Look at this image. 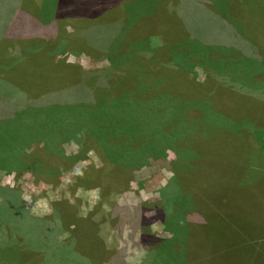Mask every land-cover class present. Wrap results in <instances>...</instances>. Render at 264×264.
<instances>
[{"label": "rangeland", "instance_id": "374dc122", "mask_svg": "<svg viewBox=\"0 0 264 264\" xmlns=\"http://www.w3.org/2000/svg\"><path fill=\"white\" fill-rule=\"evenodd\" d=\"M17 1L26 4L23 10L25 27L29 31V43L43 44V41L47 42L51 39L49 33L45 32L47 28L44 26L49 23L53 13H55L54 18H56V14L59 16L56 21L58 26L68 17L65 11L61 14L59 5L67 0ZM73 1L75 2L72 5L73 9L76 12L85 10L94 14L89 16L91 19L98 17V12L104 4L103 0L100 2ZM121 1L106 0L107 6L110 7L106 16H112L117 9H114L113 12L111 9L116 8L121 4ZM127 10L131 14L137 12L141 16H135L136 21L140 20L137 27L130 30L128 25H123L124 30H122L117 24H114V21L109 22L108 17L105 22L100 24L93 25L92 22L85 29L76 30L74 34L79 39V49L63 51V46L55 47L57 51H60L56 54L57 58H64L66 62L79 65L83 69L104 68L110 65L108 55H113L115 46H119L125 35L131 31L136 32L141 39H144L137 50L145 49L148 37L157 41L159 39V42L164 45L162 50L165 57L155 60V63L153 60L150 61L152 64L145 63L147 65L145 70H151L153 66L160 70L161 82L158 88L172 93L170 95L175 101L172 104L179 113L173 120L172 117L176 114L173 115L172 106L169 104L172 115L169 118V125H164L163 113L154 115V118H157L159 130L166 129L171 133L165 134L164 139L170 138L173 134L172 139L178 143L180 148L182 145L184 149L190 150L191 161L189 160V162L191 163L188 162L189 166L195 167L198 162V157L191 154L194 151L199 154L202 160H211L214 165L208 163L205 167V169L208 168V175L211 176L216 175L215 169L219 167L215 163L220 162L221 166L226 165L222 158L223 155L229 153L227 148L230 151L232 149L239 150L237 153L240 152L244 156L245 148L242 147L246 145L249 148V160L264 159V0H136L131 3L130 8L127 7ZM122 13H120L121 16ZM128 15L126 13L127 18L122 23L128 21ZM81 18L84 19L82 16ZM6 24L5 20L0 18V48L3 43L2 29ZM67 29L69 32H73L70 26H67ZM113 35L116 37L115 40ZM117 39L119 43L116 44ZM159 42L155 48L159 46ZM95 45L107 53L105 59L87 54V50L92 51ZM149 50L151 51V48ZM11 51L19 52L18 46H13ZM123 52V57H125L127 52L126 50ZM92 53L94 54V51ZM1 54L2 50L0 49ZM31 56L30 59L29 56L26 59L27 66L19 67L15 72L26 69L29 77V65L33 64L38 66V76H45L48 80L58 73H65L66 65L64 63H62L61 69L56 70L49 65V54L37 52V55L31 54ZM126 57L132 61L133 58L138 59L136 54L126 55ZM134 62L136 61L134 60ZM134 65L136 66V64ZM163 68H166L164 71L168 70L166 74L163 72ZM169 69L172 70L169 71ZM63 78L61 77V80ZM67 78L70 79V77ZM163 78L165 79L163 80ZM69 83L71 82L63 85ZM160 92L162 91H159L157 95L161 98L160 100H163L166 94ZM204 101L213 104L211 112L215 117L203 112ZM191 105H197L203 114L198 116V109L195 108L190 109L189 114L184 115L182 109L185 106L191 107ZM180 114L184 115V119ZM187 116L189 117L187 118ZM240 116H245L244 124L251 126L255 141L251 138L253 142L246 143L248 133L246 127L241 125L242 118H239ZM230 119L238 120L237 122L235 120V124L238 126L236 130L232 131V135L227 137L229 131L226 126L230 124ZM185 123H188L187 127H184ZM248 131L250 130L248 129ZM226 138L228 139L226 140ZM36 144V142H32L29 148ZM61 148L66 154L81 156L76 141H64ZM172 148L176 150L166 149L164 154L147 157L143 164L131 168L129 189L120 194L112 193L110 197L115 203L126 204L125 206L130 207L139 204L142 200L151 199L150 205L145 207L143 213L146 220L143 224L146 225L145 228H148V233L152 238H141V232H134L141 229L137 224L132 230L129 222L121 220L119 222L115 217L113 207L100 201L97 188L77 185L75 177L80 168L88 164H100L99 158L92 150L76 159L70 167L66 165L65 172L59 176L55 184L36 179L30 171L9 173L0 171V184L16 189L28 214L35 218L51 216L53 202L61 199L68 200L72 207L66 208L67 218L79 221L80 226L77 231H81L83 228H88L91 231L90 242L85 246H89L88 251L79 244L78 232L73 234L74 238L78 240L77 247L84 253H90L94 259L93 263L148 264L146 259L149 256V248L157 247L154 238L172 237V233L165 229L162 213L156 211V207L161 206L162 187L174 176L173 166L175 164L173 162L182 160V154L185 153L176 146ZM233 155L236 154L233 153ZM197 168L195 169L199 172ZM180 173L182 172L180 171ZM240 174L242 176H239L237 181L240 184L241 193L233 195L232 202L238 200L240 203L241 199L244 202L238 212L239 217L234 216L233 220L238 222L239 226L243 225L248 232L256 231L253 240H247L249 245H238V241L235 244L233 241L232 245L225 251L223 248L222 252L219 251V247L225 240L215 239L216 241L208 242L202 239L192 240L187 244L185 262L182 261V264H264V172L251 165L247 166ZM175 180H173V186H176ZM221 192H224V188L221 190L217 188L216 191L207 188L197 192L193 198H197L202 207L207 210L217 202V193ZM1 198L2 194L0 193V200ZM230 208L238 210L239 205L234 207V204L231 203ZM222 210L229 214V208H222ZM192 218H195L197 222V218L191 214L190 219ZM8 219L11 221L14 219L12 214H8ZM8 219L0 214L1 221ZM229 221L231 224L232 219L230 218ZM9 223L8 229L7 227L0 228L1 233H6L2 241L0 240V264H15L23 259L26 260L22 262L29 260L32 263L39 256L44 260L45 256H49L47 249L53 247L52 238L45 245H41L40 249H35L40 254L34 255L31 250L28 252L29 255L26 252H18L20 241L17 231L13 223ZM0 227H2L1 223ZM220 229L223 230L222 227ZM69 235V231L59 234L60 241ZM199 237L197 235L196 238ZM227 242L230 243L231 240ZM72 244L74 243L71 242ZM50 256H54V253ZM165 256L166 254L163 252H156L152 256L150 264L167 262L163 261ZM71 261L76 264L88 262L81 257L79 260L74 258Z\"/></svg>", "mask_w": 264, "mask_h": 264}, {"label": "trees", "instance_id": "16d2710c", "mask_svg": "<svg viewBox=\"0 0 264 264\" xmlns=\"http://www.w3.org/2000/svg\"><path fill=\"white\" fill-rule=\"evenodd\" d=\"M96 1L101 0H93V2ZM134 1L136 0H122L121 4L111 9L112 12L117 9L113 15L106 16L110 7L107 6L106 0H103L104 4L96 19L89 18L94 14L85 10L76 12L72 7L75 3L73 0L63 1L59 3L60 11L61 14L65 11L68 17L66 16L65 20L62 19L64 21L58 26L56 21L59 16L56 14L54 18L55 13H53L49 23L44 26L47 28L45 32L49 33L51 39L38 44L28 42L29 31L25 27L23 10L26 4L17 0H0V18L7 23L2 29L3 43L0 48L2 50L0 55V171L7 173L30 171L36 179L55 184L59 176L65 172L66 165L70 167L76 159L92 150L99 158L100 164H88L80 168L75 177L77 185L97 188L100 201L113 207L119 222L120 220L129 222L132 230L137 224L141 229L134 232H141V238H152L148 228H145L146 225L143 224L146 221L143 213L145 207L150 205L151 199L142 200L139 204L130 207L115 203L110 197L112 193L120 194L129 189L131 168L143 164L147 157L164 154L166 149H175L172 147L176 146L185 153L182 154V160L173 162L174 176L162 187L161 206L156 207V211L162 213L165 229L172 233V237L154 238L157 247L149 248V256L146 259L148 264L156 252L166 254L167 257L165 256L163 261L167 262L163 264H182V261L185 262L187 244L195 239H202L205 242L231 240L230 243L223 242L224 246L219 247L221 252L223 248L224 251L228 249L233 241L234 244L238 241V245H249L247 240L252 241L256 231L248 232L243 225L239 226L238 222L233 220L234 216L239 217L238 212L244 200L241 199L240 203L238 200L232 202L233 195L241 193L240 184L237 181L239 176H242L241 171L252 165V160L248 157L249 148L246 145L242 147L245 148L244 156L240 152L237 153L239 150L230 151L227 148L229 153L222 158L226 165L221 166L220 162L215 163L219 167L215 169L216 175L211 176L208 175V168L205 169L208 163L214 165L211 160H202L194 151L191 154L198 157V162L195 167L189 166L190 150L184 149L182 145L180 148L178 143L173 141V134L170 138L164 139L165 134L171 133L166 129L159 130L157 118H154V115L163 113L164 125H169V118L172 116L169 104L172 106L173 115L176 114L172 117L173 120L179 113L172 104L175 102L170 95L172 93L158 88L161 82L160 70L155 66L151 70H145L148 64H152L150 61L153 60L155 63V60L165 57L162 50L164 45L159 42V39L157 41L148 37L145 42L147 50L142 48L137 50L144 39L131 31L125 35L119 46H115L113 55H108L110 65L104 68L83 69L56 56L60 51H57L55 47L63 46V51L74 48L76 51L80 47L79 39L74 35L76 30L85 29L92 22L93 25L100 24L108 17L109 22L114 21V24L122 30H124L123 25H128L130 30L137 27L140 20L136 21L135 16L140 15L137 12L131 14L127 10ZM110 6L113 7V5ZM126 13L129 14L128 21L122 23L127 18ZM67 26H70L73 32H69ZM113 37L115 40L116 37L114 35ZM158 42L161 45L155 48ZM117 43H119L118 39ZM15 45L18 46L19 52L11 51ZM93 47L94 54L90 50H87V54L105 59L107 53H104V50L101 51L99 49L101 47L97 45ZM124 50L127 52L125 57H123ZM37 52L49 54V65L55 70L61 69L64 63L65 75L55 73L56 75L48 80L45 76H38V66L33 64L29 65V77L26 69L15 72L19 67L25 68L28 56L30 59L31 54L37 55ZM131 54H136L138 59L133 58L132 61L126 57ZM165 69L163 68V72L166 74L168 70L164 71ZM67 77L74 80L71 81ZM68 82L71 83L63 85ZM159 91L166 94L163 100H160L161 98L157 95ZM212 107L213 104L205 102L203 112L215 117L211 112ZM195 108L198 109V116L203 114L197 105L185 106L182 110L184 115H187L190 109ZM180 115L184 119V115ZM239 118H242L241 125L246 127L248 133L246 143L255 141L251 126L244 124L245 116ZM235 120L230 119V124L226 126L229 131L227 137H230L232 131L237 129L238 124H235ZM187 126L188 123H185L184 127ZM69 140L76 141L81 156L69 155L62 150L61 144ZM32 142L37 144L29 148ZM233 153L236 155L234 156ZM195 168L199 169V172ZM174 179H176V186H173ZM207 188L214 191L217 188L220 190L224 188V192L217 193V202L205 210L201 202L193 197L197 192ZM0 193L2 194L0 214L6 219L8 214L14 217L12 221L0 220L2 224L0 228L9 226V222L13 223L20 241L18 252H26L29 255L28 252L31 250L34 255L40 254L36 250L48 243L51 238L53 239V247L47 249L49 256H45V260L39 256L32 263L29 260L22 262L26 260L23 259L15 264H76L71 260L74 258L79 260L80 257L88 261L85 264H95L90 253H84L77 247L78 240L74 238V232H78L79 244L84 247L90 242L92 234L88 228L77 231L80 226L79 221L67 218L66 208L72 207L68 200L61 199L53 202L51 216L35 218L28 214L16 189L0 184ZM231 203L234 207L239 205V209L230 208ZM226 207L229 208V214L222 210ZM191 214L197 218V222L195 218L190 219ZM66 231H69L70 235L60 241L59 234ZM5 234L1 233L0 229L1 241ZM197 235L200 237L196 238ZM71 242L74 244L71 245ZM148 245L151 246L150 243ZM88 247H85L87 251ZM53 253L55 257L50 256Z\"/></svg>", "mask_w": 264, "mask_h": 264}, {"label": "crops", "instance_id": "0c3cea01", "mask_svg": "<svg viewBox=\"0 0 264 264\" xmlns=\"http://www.w3.org/2000/svg\"><path fill=\"white\" fill-rule=\"evenodd\" d=\"M263 161L264 159H257V161H255V158L252 159V166L257 168L258 170H260L261 172H264V165H263Z\"/></svg>", "mask_w": 264, "mask_h": 264}]
</instances>
